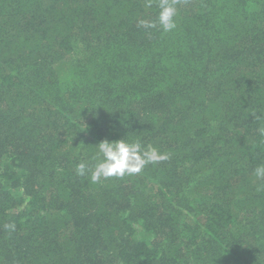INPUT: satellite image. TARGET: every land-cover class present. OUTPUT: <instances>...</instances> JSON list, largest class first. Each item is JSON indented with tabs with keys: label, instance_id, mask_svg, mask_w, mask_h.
<instances>
[{
	"label": "trees",
	"instance_id": "obj_1",
	"mask_svg": "<svg viewBox=\"0 0 264 264\" xmlns=\"http://www.w3.org/2000/svg\"><path fill=\"white\" fill-rule=\"evenodd\" d=\"M177 7L0 0V264H264V0ZM123 137L168 159L77 175Z\"/></svg>",
	"mask_w": 264,
	"mask_h": 264
},
{
	"label": "clouds",
	"instance_id": "obj_2",
	"mask_svg": "<svg viewBox=\"0 0 264 264\" xmlns=\"http://www.w3.org/2000/svg\"><path fill=\"white\" fill-rule=\"evenodd\" d=\"M178 3L179 0H158L159 11L156 21L139 20V26L156 28L159 24L164 32L173 30L176 27ZM146 6L152 7V0H146ZM256 119L259 121L264 119V116L257 115ZM258 132L261 137H264V127L258 128ZM124 137L115 140L105 138L100 141L95 146L99 159L95 161L91 169L85 162L78 163L77 175L83 177L90 171L91 182L99 183L111 177L123 178L126 175L139 174L147 165L168 159V154L161 153L158 148L152 145L144 146L139 140H128ZM253 171L257 180H264V164L257 165ZM7 227L15 229L14 224Z\"/></svg>",
	"mask_w": 264,
	"mask_h": 264
},
{
	"label": "rangeland",
	"instance_id": "obj_3",
	"mask_svg": "<svg viewBox=\"0 0 264 264\" xmlns=\"http://www.w3.org/2000/svg\"><path fill=\"white\" fill-rule=\"evenodd\" d=\"M14 194H18L17 191H14Z\"/></svg>",
	"mask_w": 264,
	"mask_h": 264
}]
</instances>
